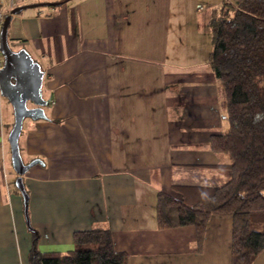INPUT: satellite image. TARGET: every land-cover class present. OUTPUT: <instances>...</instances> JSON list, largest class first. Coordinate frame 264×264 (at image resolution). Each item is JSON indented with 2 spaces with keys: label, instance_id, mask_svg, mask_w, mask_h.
<instances>
[{
  "label": "crops",
  "instance_id": "0c3cea01",
  "mask_svg": "<svg viewBox=\"0 0 264 264\" xmlns=\"http://www.w3.org/2000/svg\"><path fill=\"white\" fill-rule=\"evenodd\" d=\"M241 1L28 0L60 5L11 16L8 43L43 72L44 119H26L18 137L22 162H39L21 177L38 252L65 253L74 232L101 228L126 264H230L229 215L208 217L196 251L194 228L159 230L155 206L173 185L226 181L214 166L229 159L208 149L227 126L206 66L207 25ZM5 103L0 96V264H29ZM252 264H264V249Z\"/></svg>",
  "mask_w": 264,
  "mask_h": 264
},
{
  "label": "trees",
  "instance_id": "16d2710c",
  "mask_svg": "<svg viewBox=\"0 0 264 264\" xmlns=\"http://www.w3.org/2000/svg\"><path fill=\"white\" fill-rule=\"evenodd\" d=\"M207 27L206 66L227 126L209 137L208 149L229 159L214 166L226 181L218 187L173 185L172 195L157 192L156 225L159 230L192 226L198 251L208 217L229 215L230 264H252L264 249V0L225 5ZM27 230L29 264H126L106 229L74 232L73 249L65 253L38 252L37 234Z\"/></svg>",
  "mask_w": 264,
  "mask_h": 264
},
{
  "label": "water",
  "instance_id": "95a60500",
  "mask_svg": "<svg viewBox=\"0 0 264 264\" xmlns=\"http://www.w3.org/2000/svg\"><path fill=\"white\" fill-rule=\"evenodd\" d=\"M60 3L29 4L14 8L5 16L0 25V54L3 59V67L0 70V96L5 98L12 110L13 122L7 136L9 147L10 166L16 178L14 187L22 201V213L26 227L29 226L27 217V194L24 190L21 177L30 167L39 162L34 160L24 164L18 149V137L24 119H44L42 108L45 101L41 98V81L43 72L25 50L12 51L7 41V27L11 16L17 15L24 10L39 7H55ZM30 103L33 108H27Z\"/></svg>",
  "mask_w": 264,
  "mask_h": 264
},
{
  "label": "built area",
  "instance_id": "2783aa9c",
  "mask_svg": "<svg viewBox=\"0 0 264 264\" xmlns=\"http://www.w3.org/2000/svg\"><path fill=\"white\" fill-rule=\"evenodd\" d=\"M28 0H5L4 6L0 7V25L4 19L5 16L9 15L11 10H13L16 7L22 6L26 4ZM3 67V59L0 54V70Z\"/></svg>",
  "mask_w": 264,
  "mask_h": 264
},
{
  "label": "rangeland",
  "instance_id": "374dc122",
  "mask_svg": "<svg viewBox=\"0 0 264 264\" xmlns=\"http://www.w3.org/2000/svg\"><path fill=\"white\" fill-rule=\"evenodd\" d=\"M4 4H5V1L3 0L0 5L2 6ZM8 44H9V47H10V49L12 51H15V50H17L19 48V47H16L14 45H11L10 43H8ZM11 112L12 111H11V108H10L9 104L8 103L7 104L5 103L4 120H7L6 129L8 131L10 130V127L11 126H9V125L12 124V119H13L12 116H11ZM23 121L24 122L22 123V127H23L24 123L26 122V119H24Z\"/></svg>",
  "mask_w": 264,
  "mask_h": 264
},
{
  "label": "flooded vegetation",
  "instance_id": "af4514ba",
  "mask_svg": "<svg viewBox=\"0 0 264 264\" xmlns=\"http://www.w3.org/2000/svg\"><path fill=\"white\" fill-rule=\"evenodd\" d=\"M31 107H33V106H31L30 103H27V108H31Z\"/></svg>",
  "mask_w": 264,
  "mask_h": 264
}]
</instances>
